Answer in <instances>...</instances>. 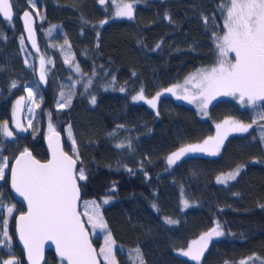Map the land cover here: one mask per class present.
Here are the masks:
<instances>
[{
	"label": "trees",
	"instance_id": "1",
	"mask_svg": "<svg viewBox=\"0 0 264 264\" xmlns=\"http://www.w3.org/2000/svg\"><path fill=\"white\" fill-rule=\"evenodd\" d=\"M10 2L14 20L5 23L0 18V125L7 121L14 133L13 138L0 134V163L7 158L9 170L25 149L46 161L44 139L51 124L62 136L65 152L73 158L78 153L81 203L101 205L117 264H133L137 248L145 264H196L180 251L217 223L224 235L209 242L201 264L242 260L261 264L264 120L244 134L227 136L213 157L187 155L171 167L167 164V157L180 147L213 136L214 127L224 120L250 124L258 118L236 101L222 98L213 100L207 115L201 116L187 100L179 101L166 91L181 88L197 70L215 64L218 52L213 37L223 35L221 0H118L133 4L132 19L117 18L113 0L103 5L99 0H35V10L30 0ZM25 11L35 21L37 55L27 48L19 23ZM77 65L79 73L74 71ZM25 89L33 92L34 112L31 126L19 134L11 128L12 115ZM141 89L146 99L163 93L156 111L133 101ZM61 92L71 96V104L64 108L57 106ZM257 108L258 113L264 111V104ZM238 166L242 171L234 181L216 184L219 176ZM81 168L85 180H79ZM7 174L0 183V200L14 211L9 216L6 208L0 209V225L8 220L11 237L6 251L17 249L14 220L24 212L10 196ZM105 198L108 204L103 203ZM166 218L175 225L165 223ZM91 241L97 251L101 240L91 237ZM45 258L46 264H56L52 254Z\"/></svg>",
	"mask_w": 264,
	"mask_h": 264
},
{
	"label": "snow or ice",
	"instance_id": "2",
	"mask_svg": "<svg viewBox=\"0 0 264 264\" xmlns=\"http://www.w3.org/2000/svg\"><path fill=\"white\" fill-rule=\"evenodd\" d=\"M104 4L105 0H99ZM116 7V17L133 18V4L118 2L113 0ZM30 4L35 10V0H30ZM219 7L224 16L223 35L216 33L213 37L218 57L211 68L199 69L186 81L191 83L197 91L189 94L187 89L181 95L174 88L166 89L167 92L176 96L177 99H185L189 103L198 101V107L207 115L208 104L217 96H231L239 103L247 107L255 108L258 102H264V0H221ZM0 16L11 21L13 17V3L10 0H0ZM166 18H168L166 16ZM32 17L28 11L24 12L25 29L29 36H33L31 26ZM207 22V18H205ZM107 23V21H103ZM23 42V38H21ZM33 47L35 42L33 41ZM159 47V45H157ZM229 53L234 54V59H229ZM69 57L65 58V63H69ZM44 59L41 58L40 80L45 79ZM50 63V61H49ZM74 71L80 72L79 66L74 67ZM17 85L12 83V87ZM28 92V99L33 100L31 89ZM123 91V89H121ZM163 93H157L156 97L146 99L143 89L133 96V101L144 100L150 107L156 108V100ZM24 97L16 101V106L22 104ZM61 101L58 108H64L71 104V96L65 97L61 92ZM95 97L91 103L95 104ZM31 111V109H29ZM15 121V111L13 112ZM258 120H264V111L258 113V118L252 123L246 124L239 120L226 119L222 124H217L216 136L208 137L202 144L187 145L180 147L167 157V164L171 167L187 153L203 152L215 156L220 152L229 132H248L250 128L257 124ZM31 126V125H30ZM19 131H27L20 123H15ZM122 127V126H117ZM262 133L260 142L264 144V125L261 126ZM48 144L52 152V158L47 163H40L32 157V154L25 149L16 158L15 164L11 166V187L27 203V212L17 218L16 230L19 240L27 253L28 264H40L43 259L44 244L51 241L55 245V250L61 264H98V256H103L105 264H116L113 254L114 241L111 233L107 232L105 246L97 253L89 241V234L85 224L81 219V214L77 210V202L80 198V189L77 185V177L74 173L76 158L67 155L60 147L59 134L53 126H48ZM69 138L71 139V129L69 128ZM0 134L4 137L13 138V133L9 130L8 122L0 125ZM115 133H109L114 135ZM73 150H76L75 140H72ZM117 148L124 147L123 144H116ZM129 147H131L129 145ZM8 167L7 158L0 163V180L6 179L4 169ZM241 166L233 172L217 178V183H226L235 180L240 174ZM84 169L79 170V180H85ZM182 204L187 207V201L182 200ZM104 204L109 203V198H105ZM86 207L92 209L85 212L88 223L92 229L99 228L101 231L107 230V224L100 212V204L95 201L86 202ZM155 208L156 205H153ZM264 207V205H261ZM6 208L9 216L12 215L14 207L6 206L0 200V209ZM176 221L166 218L165 223L174 224ZM3 231L0 233V247H7L11 243L8 232V220L4 219L0 225ZM224 232L217 223L215 227L202 234L197 240L192 241L187 250H181L180 255L201 264V258L209 247V242L214 237H221ZM135 260L133 264H145L143 254L140 249H135ZM249 259H260L252 257ZM2 264H20L14 256L10 259H3ZM229 264V262H225ZM240 264H248V260H242ZM264 264V260H261Z\"/></svg>",
	"mask_w": 264,
	"mask_h": 264
},
{
	"label": "rangeland",
	"instance_id": "3",
	"mask_svg": "<svg viewBox=\"0 0 264 264\" xmlns=\"http://www.w3.org/2000/svg\"><path fill=\"white\" fill-rule=\"evenodd\" d=\"M117 18H121V19H128L127 17H117ZM217 56H218V54H217ZM232 57L234 58V54H232V53H229V59H232ZM217 60V59H216ZM214 66V65H213ZM44 68H45V64H44ZM208 68V67H207ZM209 68H211V67H209ZM205 69V68H204ZM185 89H187V91H188V93L189 94H191V93H194V92H196L197 90L196 89H194L193 87H192V84L191 83H185L184 85H182V87L181 88H179V89H175V91L177 92V93H179V94H181V95H183L184 94V90ZM161 96H159V98H160ZM216 98H222V99H231V100H234V101H236L238 104H240V106L242 107V108H246V109H250L251 111H252V113L255 115V116H258V106H260V105H262V104H264V102H258V104L255 106V108H252V107H247V106H245V105H242L241 103H239L238 101H237V99L236 98H234V97H231V96H217ZM215 98V99H216ZM215 99H213V100H215ZM177 100H179V101H182V99H177ZM213 100L211 101V102H213ZM62 102V101H61ZM134 102H136V103H139V102H141L142 104H144L145 106H147L149 109H151L152 111H156V108L154 109V108H152V107H150L147 103H145V101L144 100H140V101H134ZM156 102H157V100H156ZM210 102V103H211ZM210 103L208 104V106L210 105ZM189 105H191L196 111H198L199 112V114L201 115V116H205V114H204V112L203 111H201L200 110V108L198 107V101H193L192 103H190ZM29 109H31V111H29ZM14 111H15V118H17L18 120V122H16V120L14 121L13 120V115H12V123H11V128L13 129V130H15V132L16 133H19V134H22L23 133V131H17V129H16V127H15V123H20L24 128H27V130H28V128H29V125H30V122H31V119H32V117H33V112H34V102H33V100H29L28 99V92L26 91L25 92V96H24V100L22 101V104H21V106H19V107H17L16 106V102H15V104H14ZM206 111H207V109H206ZM225 121V120H224ZM223 122H221V123H219V124H222ZM14 133V132H13ZM216 133H217V129H216V126L214 127V134H213V136L212 137H214V136H216ZM244 134V133H239V132H229V134L227 135V136H229L230 134ZM49 135V132L46 134V137ZM6 138H8V137H6ZM203 143V142H202ZM201 143V144H202ZM189 156V155H202V156H206V157H213L212 155H208V154H206V153H203V152H195V153H187L186 155H184V156ZM4 171H5V175L9 172V170H7V168H5L4 169ZM241 171H242V168H241ZM241 171H240V173H241ZM233 172V171H232ZM228 174V173H227ZM227 174H224V175H227ZM8 175V174H7ZM224 175H221V176H224ZM221 176H219V177H221ZM3 180H0V183L2 182ZM232 181H234V180H231V181H227L226 183H223V184H221V183H217V179H216V184L217 185H225V184H227V183H230V182H232ZM91 212L92 211V209L90 208V207H86V202H84V203H80V206H79V213L81 214V217L82 218H84V220H85V226H86V228H87V230H89L88 232H89V234H90V236L92 237V238H96V239H98V240H101V244H100V246L98 247V249H97V253H99L100 252V249L102 248V247H104L105 246V237H106V235H107V233H106V231H101L99 228H97V229H92L91 228V226H90V224L88 223V220H87V216H85L84 215V213L85 212ZM169 225H175V223L174 224H169ZM99 237V238H98ZM218 237H214L211 241H213V240H215V239H217ZM0 239H3L2 238V235H0ZM210 241V242H211ZM115 253H116V248H115V245H113V254L115 255ZM99 257V259H100V261L103 263V264H105V261H104V258H103V256H98ZM184 257V256H183ZM187 258V257H186ZM116 259V258H115ZM189 259V258H188ZM133 260H135V255H133ZM192 261V260H191ZM133 262V261H132ZM138 263V262H137ZM117 264V263H116Z\"/></svg>",
	"mask_w": 264,
	"mask_h": 264
},
{
	"label": "water",
	"instance_id": "4",
	"mask_svg": "<svg viewBox=\"0 0 264 264\" xmlns=\"http://www.w3.org/2000/svg\"><path fill=\"white\" fill-rule=\"evenodd\" d=\"M30 14V13H29ZM30 16L32 17L30 23H31V26H32V29H33V36L30 37L28 32L26 31L25 29V24H24V13H22L20 15V18H19V23L21 25V28H22V31H23V36H24V39H25V43H26V46L27 48L29 49V51L34 54V55H37L38 54V45H37V36H36V32H35V21H34V18L33 16L30 14ZM0 18L5 21V22H11L14 20V13H13V17H12V20L9 21V20H6L3 16H0ZM33 41L35 42V47H33ZM40 71H41V59L38 61V79H39V82L42 83V81L40 80ZM16 122H18L17 118H15ZM58 133V132H57ZM59 134V133H58ZM49 136V135H48ZM48 136L45 137L44 139V148H45V151H46V155H47V159L46 161H39L40 163H47L51 158H52V152L49 148V144H48ZM59 140H60V147L61 149L65 152L64 150V147H63V141H62V136L59 134ZM30 152V151H29ZM31 153V152H30ZM66 153V152H65ZM32 154V153H31ZM68 155V153H66ZM20 154H18L14 160L12 161L11 163V166L15 164V160L16 158L19 156ZM33 157V155H32ZM34 158V157H33ZM36 159V158H34ZM37 160V159H36ZM11 166H10V169H9V172H8V188H9V193H10V196L12 197V199L18 204L20 205L23 209H24V212L23 213H26L27 212V203L23 200L22 197H20L11 187ZM74 173L76 174V171H77V164L75 163V167H74ZM77 185L79 187V184H78V181H77ZM80 203H81V193H80V198L77 202V210L79 212V206H80ZM21 213V214H23ZM17 215L15 217V220H14V234H15V238H16V244L18 246V248L21 250L22 254H23V258H24V263L25 264H28V260H27V253L23 247V243L19 240V235L17 233V230H16V225H17V218L21 215ZM82 219V217H81ZM83 221V219H82ZM84 223V221H83ZM86 228V226H85ZM86 231L88 232L87 228H86ZM89 234V232H88ZM89 241L90 243L92 244V241H91V236L89 234ZM93 246V244H92ZM93 248L96 250V248L93 246ZM47 252H51L54 256V259L58 262H60L59 260V257L57 256V253H56V250H55V245L51 243V241H48L44 244V252H43V259L41 260L40 264H44L45 263V254ZM97 252V251H96ZM98 259V264H101V261L99 259V257H97ZM66 264V262H65Z\"/></svg>",
	"mask_w": 264,
	"mask_h": 264
},
{
	"label": "flooded vegetation",
	"instance_id": "5",
	"mask_svg": "<svg viewBox=\"0 0 264 264\" xmlns=\"http://www.w3.org/2000/svg\"><path fill=\"white\" fill-rule=\"evenodd\" d=\"M15 248L17 247V249H14V248H11L10 250H8V251H6L5 249V247H0V254H3L4 256H3V258H0V264H2V260L3 259H10V258H12L13 256L16 258V259H18L19 260V262H20V264H25L24 263V258H23V254H22V252H21V250L18 248V246H17V244L15 243ZM48 253H50V254H52L51 252H47L46 254H45V257H46V255L48 254ZM53 255V254H52ZM54 257V256H53ZM56 261V260H55ZM44 264H46V258H45V263ZM56 264H61V262H58V261H56Z\"/></svg>",
	"mask_w": 264,
	"mask_h": 264
},
{
	"label": "bare ground",
	"instance_id": "6",
	"mask_svg": "<svg viewBox=\"0 0 264 264\" xmlns=\"http://www.w3.org/2000/svg\"><path fill=\"white\" fill-rule=\"evenodd\" d=\"M14 13V12H13ZM2 20V19H1ZM3 21V20H2ZM3 22H5V21H3ZM5 23H7V22H5Z\"/></svg>",
	"mask_w": 264,
	"mask_h": 264
}]
</instances>
